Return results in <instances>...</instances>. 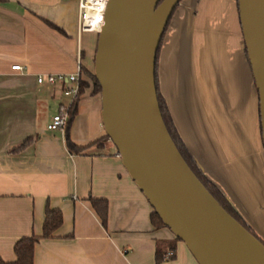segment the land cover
<instances>
[{"label": "crops", "instance_id": "crops-1", "mask_svg": "<svg viewBox=\"0 0 264 264\" xmlns=\"http://www.w3.org/2000/svg\"><path fill=\"white\" fill-rule=\"evenodd\" d=\"M77 25L78 0H0V258L14 260L17 239L41 234L49 207L62 220L34 244L32 264H198L166 226L151 224L153 208L110 140L70 153L63 132L46 128L70 99L59 84L38 83L37 76L74 72L78 51L80 65L93 71L97 31ZM155 73L185 148L264 239L258 96L237 1L180 0L162 34ZM81 79L89 86L68 127L77 146L105 135L100 95L91 93L84 72ZM90 198L106 200L105 225Z\"/></svg>", "mask_w": 264, "mask_h": 264}, {"label": "water", "instance_id": "water-1", "mask_svg": "<svg viewBox=\"0 0 264 264\" xmlns=\"http://www.w3.org/2000/svg\"><path fill=\"white\" fill-rule=\"evenodd\" d=\"M179 1L106 0L93 56L103 129L153 211L198 264H264V244L200 182L161 116L156 51ZM236 1L264 153V0Z\"/></svg>", "mask_w": 264, "mask_h": 264}, {"label": "trees", "instance_id": "trees-1", "mask_svg": "<svg viewBox=\"0 0 264 264\" xmlns=\"http://www.w3.org/2000/svg\"><path fill=\"white\" fill-rule=\"evenodd\" d=\"M98 33V32H97ZM161 40V39H160ZM160 44V42H159ZM158 44V48H159ZM96 48V47H95ZM157 48V51H158ZM156 51V55H157ZM246 52V51H245ZM156 64V59H155ZM80 69L84 74L88 77L91 83V93L96 94L100 93V86L95 79L93 71H89L84 66L80 65ZM154 79H155V87H156V94L157 100L159 103V109L161 112L162 119L164 124L167 128V131L173 140L174 144L176 145L178 151L180 152L181 156L190 167L192 172L196 175V177L200 180V182L205 186V188L210 192V194L218 201V203L231 215L233 216L242 226H244L251 234H253L257 239H259L264 244V239L261 238L258 233L253 229V227L242 217L239 211L234 207V205L228 200V198L218 189V187L211 182L200 170L190 153L185 148L182 140L180 139L176 129L174 128L168 111L159 96L157 91V83H156V73L154 69ZM89 86V82L80 80L79 81V88H78V96L74 97L68 107V118L66 121V125L63 131L64 135V142L66 148L70 153H84L85 150L90 146L100 147L103 144L104 139H108V136L105 134L103 137H100L84 146H77L70 140L68 136V127L71 123V120L75 113V105L78 101V97L84 91L86 87ZM30 138L24 139V141L17 147L20 149L27 145L30 142ZM92 208L95 210L97 215L99 216L102 225L106 223V216H107V202L105 199L100 198H90L89 199ZM62 220L61 211L57 208H45L44 212V220L42 224V232L39 236L37 235H30V236H23L17 239L13 245V251L15 254V259L12 261H4L0 258V264H32V257H33V248L34 244L38 241L39 238L49 237L52 232L60 225ZM150 222L153 226H165L157 213L152 211L150 214ZM175 240H179V238L174 236ZM171 248V247H170ZM162 256V250L160 249L159 245L156 248V260L160 261Z\"/></svg>", "mask_w": 264, "mask_h": 264}, {"label": "built area", "instance_id": "built-area-1", "mask_svg": "<svg viewBox=\"0 0 264 264\" xmlns=\"http://www.w3.org/2000/svg\"><path fill=\"white\" fill-rule=\"evenodd\" d=\"M88 0H78V31L83 30H96L98 32L100 25L102 24L103 11L105 8L106 0H100L98 6L95 9V14L87 17V3ZM87 20V21H86ZM12 69H19V65H12ZM82 71L80 69V53L78 51L76 59V70L69 74H48L45 77L38 75L36 81L38 83H47L49 85L59 84L61 86L62 94L68 96L70 101L68 105H61L57 113L53 114L50 120L46 124V128L49 130L58 129L61 132L64 131L66 121L68 118V107L72 99L78 96L79 81L82 80ZM171 255V251L165 253L164 257L168 258Z\"/></svg>", "mask_w": 264, "mask_h": 264}, {"label": "bare ground", "instance_id": "bare-ground-1", "mask_svg": "<svg viewBox=\"0 0 264 264\" xmlns=\"http://www.w3.org/2000/svg\"><path fill=\"white\" fill-rule=\"evenodd\" d=\"M98 3H100V0H88L86 3L87 6V17L92 16L95 14V9L98 6ZM87 21V20H86Z\"/></svg>", "mask_w": 264, "mask_h": 264}]
</instances>
